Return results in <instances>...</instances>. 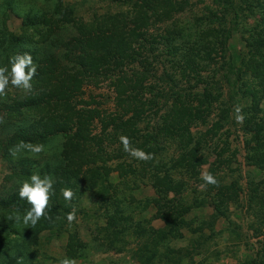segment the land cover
I'll list each match as a JSON object with an SVG mask.
<instances>
[{"label":"trees","instance_id":"16d2710c","mask_svg":"<svg viewBox=\"0 0 264 264\" xmlns=\"http://www.w3.org/2000/svg\"><path fill=\"white\" fill-rule=\"evenodd\" d=\"M20 1L0 0V67L10 69L11 56L29 53L38 68L31 92L9 85L0 97V157L9 164L7 180L14 183L0 195V264H35L29 253L38 245L37 235L53 219H66L79 195L87 192L103 203V252L121 253L133 244L130 259L137 264L190 262L203 229L212 231L241 191L235 180L221 181L218 172L228 168L234 154L222 157L226 140L225 148L216 149L218 131L230 124L246 136L251 145L244 164L264 170V25L244 31V53L234 55L230 49L234 26L245 11L264 18V0H224L217 8H206V14H185L191 27L176 20L185 0H107L124 10L93 13L87 20L61 0L50 9L27 10ZM11 17L19 20L16 32L8 29ZM105 81L111 110L85 95L86 87ZM236 105L245 116L243 124L235 121ZM121 135L154 158L133 159L123 151ZM54 138L60 142L50 154L10 152L21 141L45 147ZM104 144L112 148L107 151ZM204 166L219 186L208 185L186 203L185 177L199 187ZM33 173L51 176L55 193L35 226L23 223L31 205L19 197ZM113 173L117 184L110 180ZM127 177L131 190L147 178L152 196L136 200L125 195ZM262 184L247 179L246 195L264 225ZM65 188L74 193L71 205L61 194ZM195 190L190 189L193 195ZM150 207L149 219L132 218V209L142 213ZM199 209H209L211 217L192 228L186 217ZM154 220L161 226L153 227ZM183 231L197 239L189 247L171 249L170 242L182 239ZM80 248L69 235L66 256L76 257Z\"/></svg>","mask_w":264,"mask_h":264},{"label":"rangeland","instance_id":"374dc122","mask_svg":"<svg viewBox=\"0 0 264 264\" xmlns=\"http://www.w3.org/2000/svg\"><path fill=\"white\" fill-rule=\"evenodd\" d=\"M63 4H70L73 6L74 13L87 20L90 16L100 13H114L124 10V7L117 6L107 0H61ZM186 7L183 13L179 16L176 15L178 25H188L189 16L185 14L195 13L197 15L203 14L206 8L213 9L219 7L224 0H185ZM20 7L23 10H27L28 7L39 9L42 7H52L55 0H21ZM219 11V10H217ZM205 12L204 14H206ZM243 13V17L238 20L236 26H234L233 38L230 42L231 52L244 53L245 49L242 47V37L246 29L256 27L258 25H264V18L257 13L252 15H246ZM19 27V20L11 17L8 21V29L16 32ZM183 28V26H182ZM186 29V28H183ZM191 29L185 30V33L190 32ZM222 90L225 91V88ZM224 91L223 97L225 96ZM92 95L94 100L101 103V108L111 110V90L109 89L108 82L98 84L97 87H86L85 95ZM263 103V102H262ZM201 129V128H200ZM219 141L217 142V150L221 147L225 148L223 140L228 143L227 151L222 156L233 153L234 158H231L227 169H223L222 172H218L222 177V183H229L231 180H235L241 191L239 192L236 202L229 204L227 212L224 218L216 220L212 227V231L203 229L204 236L199 239L200 246L197 245L195 255L191 257L190 262L186 260L181 261L182 264H264V225L254 215L255 208L247 200V188L246 181L250 177H253L254 181L263 182L259 189H264V170H258L254 167L244 164V157L246 154V148L251 144L247 143V137L242 135L230 124L224 126L218 131ZM59 138H54L44 147L42 154H50L56 149ZM104 147L109 151L112 146L105 145ZM167 156L169 155L166 153ZM212 160V157L209 158ZM114 162H108L109 165H114ZM8 163L5 159L0 157V195L4 194V191L10 189L14 185L13 180H7L9 177ZM229 168L231 169L229 171ZM207 167L201 168L199 175L205 172ZM128 178V184L123 187L124 194L132 195L136 200H145L152 196V191L149 188V182L147 178H143L140 181H136L137 188L131 190L130 177ZM111 182L117 184L118 180L113 174H110ZM187 181V189L183 194L184 199L187 202H191L192 196L197 197L202 194L199 187L195 186L192 180ZM121 187V186H119ZM190 189H196L193 195ZM199 195H197L198 192ZM79 200L73 204L76 210V219L69 224L67 219L56 218L44 227V231L39 233L38 245L31 247L29 258L32 257L35 264H60V260L67 257L65 254V246L67 243V237L69 235L77 238L80 250L77 252V256L74 257L77 264H108L109 261H118L124 264H137L130 259L129 249L133 248V244L127 246V248L121 253H114L113 251L103 252L102 246V233L100 231L103 225V203L95 193H82L79 195ZM101 205V206H100ZM73 206L71 210H73ZM129 209H127V212ZM138 210L131 211L133 219L145 218L149 219L153 213V208L138 213ZM211 217L209 209L191 210L187 215V220L192 219L193 223L191 227L194 228L199 225L203 220L208 221ZM151 225L155 228L160 227L161 223L157 220L151 221ZM55 234V235H54ZM183 238L170 242V247L173 250L188 245L193 240H196L197 235L183 231ZM54 235V236H53ZM69 258V257H68Z\"/></svg>","mask_w":264,"mask_h":264},{"label":"clouds","instance_id":"9594fccd","mask_svg":"<svg viewBox=\"0 0 264 264\" xmlns=\"http://www.w3.org/2000/svg\"><path fill=\"white\" fill-rule=\"evenodd\" d=\"M9 65L0 67V97L7 95L6 89L11 85L13 88L21 89L25 92H31L33 85L31 81L33 77L37 75L38 65L34 63L32 55L29 53L15 54L9 58ZM234 117L238 124H243L245 116L242 114V108L239 105L234 106ZM120 144L123 146V151L131 156L133 159L142 162H148L154 158L153 154L147 153L142 149L132 146V142L129 137L121 135L119 137ZM25 150L38 155L44 151V145L32 144L30 142L21 141L10 150L11 154L15 155L17 152ZM203 183L199 185V190H206L208 185L219 186V182L210 172H203L201 174ZM54 180L51 176H41L38 173H33L30 177V182L25 181L19 189V197L26 199L31 205L23 216V223L25 225L35 226L41 218L45 217L46 209L49 206V201L52 195ZM61 194L68 205H71L74 193L70 188L61 190ZM50 219V217H49ZM66 219L71 224L76 219V210L73 206V210L66 214ZM16 220L19 221V215L16 216ZM60 264H77V261L73 258L64 257L60 260Z\"/></svg>","mask_w":264,"mask_h":264}]
</instances>
